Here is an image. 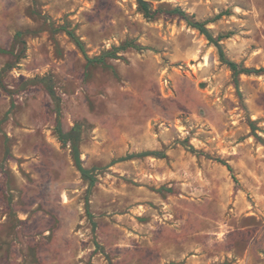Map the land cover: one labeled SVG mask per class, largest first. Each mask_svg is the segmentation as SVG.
I'll list each match as a JSON object with an SVG mask.
<instances>
[{
  "label": "rangeland",
  "instance_id": "1",
  "mask_svg": "<svg viewBox=\"0 0 264 264\" xmlns=\"http://www.w3.org/2000/svg\"><path fill=\"white\" fill-rule=\"evenodd\" d=\"M151 5L264 68V0ZM62 27L91 58L139 48L87 67ZM0 72V264H264V74L236 88L203 35L134 0H0Z\"/></svg>",
  "mask_w": 264,
  "mask_h": 264
},
{
  "label": "trees",
  "instance_id": "2",
  "mask_svg": "<svg viewBox=\"0 0 264 264\" xmlns=\"http://www.w3.org/2000/svg\"><path fill=\"white\" fill-rule=\"evenodd\" d=\"M137 4L138 10L143 14V16L148 19V20H153L156 18L157 15L164 14L167 16H175V17H180L182 20L186 22V24L191 27L192 29L198 31L201 35H203L208 43L212 46H214L217 49L219 60L221 63H223L227 68L231 71L232 73V78L234 80L236 88L239 86V80L241 75H260L264 74V68H259V69H254V68H245L239 64H236L235 62L229 60L227 56L225 55V52L221 46V41H223L226 38L230 37V34H225V35H218L217 37H214L211 32L206 28V25L208 22H198L194 19L193 16L188 15L185 13L183 10L180 8L176 7L172 10H166L163 8V6L153 10L152 9V2H160L162 0H134ZM222 16V14L217 15L213 20H217ZM61 30L67 34V36L73 41V43L77 46V48L80 50L82 53L85 61H86V66L91 67V66H96V65H102L105 66L107 59H118L117 57V51H125L128 48H136L138 49L139 47L137 45H134L132 43H126L119 47L118 49H115L113 51H107L99 56L96 57H89L86 54L84 44L80 41V39L75 35V33L72 30L67 29L66 27H62ZM5 52V51H2ZM0 88L5 89L4 83L2 80V72H0ZM48 92L49 94L54 98V94L52 92V88L48 87ZM56 115H57V127H58V135L59 138L62 142H70L71 143V153H72V158L74 161V165L77 169V171L80 173L81 178L88 184V190L87 193L88 195L91 192V189L95 186L97 182L96 175L94 174V169H86L82 165V161L80 159V154H79V148H78V141L80 137V129L78 126H74L68 133H64L61 129L60 126V111L59 107L56 108ZM188 151L193 154H200L198 151H196L193 147L188 146L187 147ZM134 157H164L162 153L159 152H143L137 155H129L121 160L126 161L129 159H132ZM215 161L219 162L220 164L226 166V168L231 172L232 169L229 165H227L224 161H221L220 159H215ZM87 212H88V203H87Z\"/></svg>",
  "mask_w": 264,
  "mask_h": 264
}]
</instances>
